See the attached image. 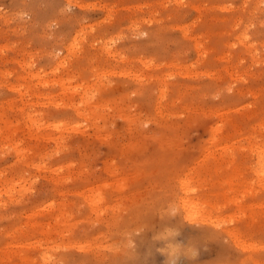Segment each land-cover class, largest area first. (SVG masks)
<instances>
[{
	"label": "rangeland",
	"instance_id": "obj_1",
	"mask_svg": "<svg viewBox=\"0 0 264 264\" xmlns=\"http://www.w3.org/2000/svg\"><path fill=\"white\" fill-rule=\"evenodd\" d=\"M259 146L264 0H0V264H264Z\"/></svg>",
	"mask_w": 264,
	"mask_h": 264
},
{
	"label": "bare ground",
	"instance_id": "obj_2",
	"mask_svg": "<svg viewBox=\"0 0 264 264\" xmlns=\"http://www.w3.org/2000/svg\"><path fill=\"white\" fill-rule=\"evenodd\" d=\"M253 134V133H252ZM253 136V135H252ZM247 137V136H246ZM250 137V136H249ZM248 140H249V138H247ZM246 139V140H247ZM257 139V138H256ZM247 140V141H248ZM253 141V140H252ZM262 142V141H261ZM259 143V142H258ZM256 144L257 143H255V146H256ZM258 146V145H257ZM260 147V146H259ZM258 148V147H257ZM256 148V149H257ZM258 151H261L263 154H264V146L263 147H260L259 149H258ZM258 151H256L258 154H259V152ZM261 153V154H262ZM263 154L262 155H260L259 154V156H263ZM259 156H258V158H259ZM261 159V158H260ZM263 166V165H262ZM100 203H101V201H100V199H98L97 197H94V199L92 200V201H90V205L93 207V206H96V208H99V205H100ZM107 204V203H106ZM103 205V204H102ZM106 206H108V205H106ZM107 208V207H106ZM111 207H108V209H110ZM199 209H205L204 207L202 208V207H200L199 206V202L198 203H196V202H192V201H190L189 199H187V198H185V199H182V204H181V210H180V214H178V217H174V220L172 221V222H170V223H166V227H168V228H174L175 227V229L176 228H181L180 227V221H182V220H180V219H185V220H188V221H190V220H192V221H195L199 216H200V211H203V210H199ZM252 210V209H251ZM204 219V218H203ZM165 227V228H166ZM169 230V229H168ZM162 231H166L167 232V229L165 230H162ZM178 231V230H177ZM197 232V231H196ZM170 233V232H169ZM169 233H167V234H169ZM171 233H173V231L171 230ZM174 234V233H173ZM193 234H194V232H193ZM160 235V234H159ZM170 235H172V234H170ZM160 236H162V235H160ZM168 236V235H167ZM173 236V235H172ZM171 236V237H172ZM172 239V238H171ZM189 239V237L187 238V241H186V243H178L179 245H175V244H173L174 246H172V244L171 245H163V248H162V250H163V252H165V255L166 256H170L171 254H175V253H178V252H184V251H186L188 248H181L184 244H187V245H190L189 244V242H191V241H189L188 240ZM172 241V240H171ZM180 242H182V241H180ZM168 244H170L169 242H167ZM166 243V244H167ZM175 243H176V241H175ZM165 244V243H164ZM175 257V256H174ZM47 258H48V256H44V257H42V260L44 261V262H46L47 261ZM170 259V258H169Z\"/></svg>",
	"mask_w": 264,
	"mask_h": 264
}]
</instances>
